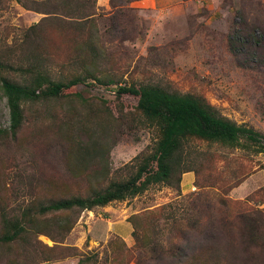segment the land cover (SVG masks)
Instances as JSON below:
<instances>
[{
    "label": "rangeland",
    "instance_id": "obj_1",
    "mask_svg": "<svg viewBox=\"0 0 264 264\" xmlns=\"http://www.w3.org/2000/svg\"><path fill=\"white\" fill-rule=\"evenodd\" d=\"M47 1L0 0V56L9 51L19 64L39 53L58 81L79 69L83 43L65 15L31 31L48 17ZM96 12L99 43L109 55L95 60L101 71L121 84L154 83L204 99L220 117L264 137V0H96ZM2 76L21 79L0 69V129H8ZM138 100L118 96L115 85L92 82L67 89L58 99L25 105L18 134L0 136V234L4 217H21L33 204L87 195L134 175L159 135L158 127L137 111ZM260 141L264 145V138ZM220 146L187 143L192 180L184 174L180 192L176 181L152 185L134 199L81 213L63 242L33 236L34 244L57 247L59 259L40 264H78L81 255L97 254V264H172L165 257H145L130 221H136L137 233L147 242L158 231L165 243L172 228L158 214L164 206L169 216L198 219L200 229L212 214L264 216L260 146L245 139L237 147ZM192 224L182 226L188 234ZM258 233L264 239V228ZM14 251L25 264L35 261L33 248ZM0 264H5L1 254Z\"/></svg>",
    "mask_w": 264,
    "mask_h": 264
},
{
    "label": "trees",
    "instance_id": "obj_2",
    "mask_svg": "<svg viewBox=\"0 0 264 264\" xmlns=\"http://www.w3.org/2000/svg\"><path fill=\"white\" fill-rule=\"evenodd\" d=\"M53 1H47L51 9L44 14L48 17L30 29L37 31L50 17L58 20L65 15L68 18L67 24L75 28L79 42L83 43L78 48L79 69L69 78L57 81L39 53L31 59L20 60L19 64L12 61L9 51L5 57L0 56V69L18 74L21 79L17 81L7 76L1 77V88L10 111V126L8 129H0V136L11 134L15 137L18 134L25 121V105L58 99L65 90L92 82L102 86H117L118 96L137 97V111L158 127L159 135L155 150L134 175L111 182L105 188L92 189L87 195L76 194L52 199L45 204H33L22 212L21 217H4L0 254L5 264H25V261L19 260V255L14 256L17 248H33L32 258L35 256V261L30 264L56 261L59 259L55 251L57 247H43L37 239L34 244L33 236L45 235L54 242H63L83 212L134 199L152 185L170 186L176 181L180 192L181 177L193 171L185 157L188 154L186 145L191 140L233 148L242 145L245 139L249 144L260 146L257 152L264 153V145L260 141L263 136L253 129L220 117L206 100L190 94L171 92L154 83L121 84L116 77L101 71L95 60L108 58L109 55L99 43L96 0H60V4ZM50 10L57 11L53 13ZM59 11L62 14L57 15ZM81 164L86 166V160ZM80 175L83 176V173ZM166 209L164 206L158 212L160 219L171 221V237L165 243L159 240L158 234L162 232L158 231L154 239L147 242L144 236L137 233L136 221L130 219L135 229L134 239L137 244L141 242L139 249H144L145 257L159 260L165 257L172 264H256L257 261L258 264H264V239L261 240L258 233L264 228V216H255L252 211L240 212L236 217L226 213L217 216L212 214L206 223L208 225L200 229L198 219L191 221L188 217L180 220L174 215H167ZM190 223L195 227L189 228L192 234H188V229L182 227ZM98 258L99 254L94 257L81 255L78 264H97ZM26 260H29V256Z\"/></svg>",
    "mask_w": 264,
    "mask_h": 264
},
{
    "label": "crops",
    "instance_id": "obj_3",
    "mask_svg": "<svg viewBox=\"0 0 264 264\" xmlns=\"http://www.w3.org/2000/svg\"><path fill=\"white\" fill-rule=\"evenodd\" d=\"M186 181L190 182L192 180L191 174H186Z\"/></svg>",
    "mask_w": 264,
    "mask_h": 264
}]
</instances>
